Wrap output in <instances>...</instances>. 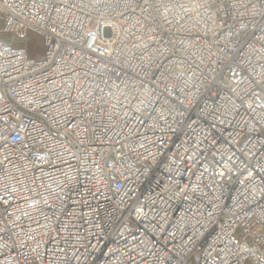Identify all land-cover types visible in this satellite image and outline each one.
<instances>
[{
	"label": "built area",
	"instance_id": "1",
	"mask_svg": "<svg viewBox=\"0 0 264 264\" xmlns=\"http://www.w3.org/2000/svg\"><path fill=\"white\" fill-rule=\"evenodd\" d=\"M0 264H264V0H0Z\"/></svg>",
	"mask_w": 264,
	"mask_h": 264
},
{
	"label": "rangeland",
	"instance_id": "2",
	"mask_svg": "<svg viewBox=\"0 0 264 264\" xmlns=\"http://www.w3.org/2000/svg\"><path fill=\"white\" fill-rule=\"evenodd\" d=\"M0 41L4 42L6 45H11L17 48H27L31 55L37 59H41L43 56V44L42 40L36 34H31L28 41L20 42L13 39L10 36H6L4 34H0Z\"/></svg>",
	"mask_w": 264,
	"mask_h": 264
}]
</instances>
